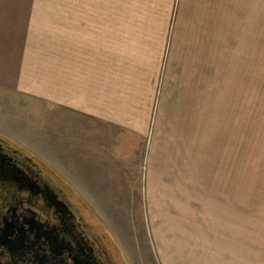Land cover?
<instances>
[{
    "label": "rangeland",
    "instance_id": "1",
    "mask_svg": "<svg viewBox=\"0 0 264 264\" xmlns=\"http://www.w3.org/2000/svg\"><path fill=\"white\" fill-rule=\"evenodd\" d=\"M36 3L62 10L61 20H98V35L129 46L109 60V75L114 119L135 129L62 119V106L0 85V134L44 163L60 155L53 145L70 152L88 143L91 152L75 155V168H62L89 173L88 183L114 193L98 207L130 251L156 255L154 232L168 237L173 215L189 235L181 237L187 257L179 264H264V0ZM48 167L127 261L93 205Z\"/></svg>",
    "mask_w": 264,
    "mask_h": 264
},
{
    "label": "crops",
    "instance_id": "2",
    "mask_svg": "<svg viewBox=\"0 0 264 264\" xmlns=\"http://www.w3.org/2000/svg\"><path fill=\"white\" fill-rule=\"evenodd\" d=\"M58 11L51 14L50 4H39L36 0H0V85L13 91L25 92L38 101H49L46 105L50 109L57 108L56 105L62 106V119H86L87 122L101 120L116 123L129 131L134 130L128 119H114L115 102L111 95L114 79L109 75L114 67L109 60L115 58L116 54L122 59L120 54L128 53L129 46L126 49L124 46L116 47L114 36L98 35V20H61L62 10ZM62 24L66 29L63 35L60 30ZM52 27L56 31L52 32ZM54 34L58 35L52 38ZM52 44H62V48L54 46L52 50ZM57 147L58 144L53 145V150L58 152L54 153L60 154L58 158L51 153L48 158L42 159L73 184L89 204L93 205V210L113 234L129 264H179L180 260L187 257L182 254L185 250L181 248L183 238L189 236L186 228L182 226V221L185 220L181 219L180 222L178 216L174 218L173 215L166 219L171 221L168 237L163 238L156 233L157 230L153 231L156 255H151L145 248L140 247L137 251L128 250L124 239L120 237L122 233L119 228L106 219L98 207L99 202L111 201L114 193H105L101 187L88 183L89 173H84L82 177L79 169L74 175L62 168L64 162L73 164L75 155L89 154L91 146L88 143L78 144L77 151L70 152L66 148L62 149V143ZM67 153L74 154V157L64 159L62 156ZM73 166L75 168L76 165ZM123 171L126 173L125 169ZM133 196L135 195L128 201L135 204L137 201ZM166 202L169 204L172 201L170 199ZM150 224L152 227V222ZM165 226L167 229L168 223ZM161 227L162 224L159 228Z\"/></svg>",
    "mask_w": 264,
    "mask_h": 264
},
{
    "label": "flooded vegetation",
    "instance_id": "3",
    "mask_svg": "<svg viewBox=\"0 0 264 264\" xmlns=\"http://www.w3.org/2000/svg\"><path fill=\"white\" fill-rule=\"evenodd\" d=\"M49 172L0 134V264H129Z\"/></svg>",
    "mask_w": 264,
    "mask_h": 264
},
{
    "label": "trees",
    "instance_id": "4",
    "mask_svg": "<svg viewBox=\"0 0 264 264\" xmlns=\"http://www.w3.org/2000/svg\"><path fill=\"white\" fill-rule=\"evenodd\" d=\"M4 138H5V137H4ZM15 146H17L18 148L24 150L26 153L30 154L32 157L34 156V158H36V160L40 161L43 165H45L47 168H49L48 165H47L46 163H44L43 161H41V159H39L37 156H35V155H34L31 151H29L28 149L22 147V146L19 145V144H16ZM49 169H50V168H49ZM50 170L53 171L52 169H50Z\"/></svg>",
    "mask_w": 264,
    "mask_h": 264
}]
</instances>
